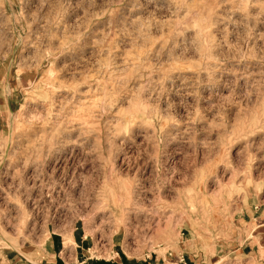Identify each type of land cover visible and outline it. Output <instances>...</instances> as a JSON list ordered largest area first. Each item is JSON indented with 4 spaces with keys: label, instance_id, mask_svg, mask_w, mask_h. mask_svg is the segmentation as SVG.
I'll list each match as a JSON object with an SVG mask.
<instances>
[{
    "label": "rangeland",
    "instance_id": "obj_1",
    "mask_svg": "<svg viewBox=\"0 0 264 264\" xmlns=\"http://www.w3.org/2000/svg\"><path fill=\"white\" fill-rule=\"evenodd\" d=\"M0 264H264V0H0Z\"/></svg>",
    "mask_w": 264,
    "mask_h": 264
},
{
    "label": "bare ground",
    "instance_id": "obj_2",
    "mask_svg": "<svg viewBox=\"0 0 264 264\" xmlns=\"http://www.w3.org/2000/svg\"><path fill=\"white\" fill-rule=\"evenodd\" d=\"M85 124V123H84ZM73 245V242H72V239H71V236L70 237H66L64 239V242H63V247L65 250H68L71 246ZM12 247V245H10ZM101 248V247H100ZM105 248V247H104ZM103 249V248H101ZM100 252V251H99ZM97 253V252H96ZM98 254V253H97ZM103 257V256H102Z\"/></svg>",
    "mask_w": 264,
    "mask_h": 264
}]
</instances>
